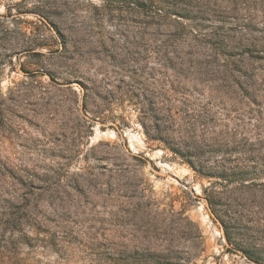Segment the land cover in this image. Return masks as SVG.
<instances>
[{
  "label": "rangeland",
  "instance_id": "rangeland-1",
  "mask_svg": "<svg viewBox=\"0 0 264 264\" xmlns=\"http://www.w3.org/2000/svg\"><path fill=\"white\" fill-rule=\"evenodd\" d=\"M251 184L264 0H0V264H255Z\"/></svg>",
  "mask_w": 264,
  "mask_h": 264
},
{
  "label": "trees",
  "instance_id": "trees-1",
  "mask_svg": "<svg viewBox=\"0 0 264 264\" xmlns=\"http://www.w3.org/2000/svg\"><path fill=\"white\" fill-rule=\"evenodd\" d=\"M172 151H174L175 153H178V154L181 155V152H180L181 150H177V149L173 150L172 149ZM193 156H195V153H190L187 150H183V152H182V157L186 158V163L192 169L195 170V166L193 165V163L188 160L190 157H193ZM245 188L247 190H249V191H254V192H258V193L264 194V184H261V185L251 184L249 186H246ZM206 201H207L208 205L211 206V203L209 202V200H206ZM258 207H259V213H261L264 216V202H262L260 204V206H258ZM214 218H215V216H214ZM218 221L221 223L222 230H223V233H224V237H225L228 245H230V250H228V251H240L242 254H244L248 258V260L252 261L253 263H255V264H264V249L259 250V249H253V248H240V247H237L234 243H232L230 241V238L228 236V232H227V228L225 227V224L222 222V220L218 219Z\"/></svg>",
  "mask_w": 264,
  "mask_h": 264
}]
</instances>
